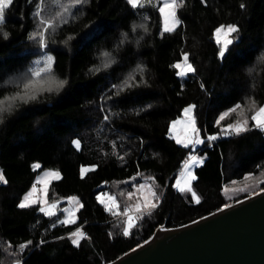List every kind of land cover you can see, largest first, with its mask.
<instances>
[{"label":"trees","instance_id":"16d2710c","mask_svg":"<svg viewBox=\"0 0 264 264\" xmlns=\"http://www.w3.org/2000/svg\"><path fill=\"white\" fill-rule=\"evenodd\" d=\"M159 7L154 0L135 8L127 0H86L76 6L71 0H14L6 10L0 25V98L20 91L31 60L43 51L53 56L49 74L67 84L28 103L16 101L0 121V173L7 181L0 182V264L18 259L106 264L158 226L185 224L249 195L229 196L230 186L260 177L257 185L264 187V129L251 120V102L264 105V0H184L176 8L181 23L171 32L163 31ZM41 20L53 26L45 28ZM229 24L239 31L221 57L215 29ZM40 32L43 47L33 35ZM105 52L114 61L108 68ZM184 54L194 71L178 76L181 69L173 65L182 64ZM130 74L133 86L123 87ZM238 103L241 109L216 123ZM189 105L204 140L193 148L177 143L174 128L170 131ZM243 119L247 131L221 134ZM209 135L217 139L209 142ZM73 140L80 141L79 148ZM192 152L203 157L189 184L199 202L175 186ZM82 167L92 170L82 176ZM48 168L57 169L60 178L49 183L47 202L70 195L81 201L74 224L40 212L41 202L18 207ZM134 176H151L160 200L124 236L126 217L106 210L97 195L113 194L124 206L128 200L120 187ZM77 227L85 237L73 245L70 233ZM28 241L21 252L19 245Z\"/></svg>","mask_w":264,"mask_h":264},{"label":"snow or ice","instance_id":"6c2138e0","mask_svg":"<svg viewBox=\"0 0 264 264\" xmlns=\"http://www.w3.org/2000/svg\"><path fill=\"white\" fill-rule=\"evenodd\" d=\"M86 2V0H71V6L80 5L82 3ZM14 3V0H0V25H2L5 22V13L6 10L11 7V5ZM127 3L131 5L132 7L140 6L139 0H127ZM163 7L160 8V12L164 15V32H171L174 31L176 26L181 23V21L176 17V8L183 5L184 0H162ZM241 7H244V5H241ZM37 15H39V12H37ZM59 15V13H58ZM63 23H67L68 21L64 20ZM42 25L45 28L52 27L51 21L48 20H41ZM143 27V25H141ZM135 30V26L134 29ZM238 27L233 24H229L227 26L221 25L215 29V35L217 39V43H221V36H223V46L219 50V55L223 57L225 55L226 48L233 43L232 39H229V37L232 34L238 33ZM7 33H4V36L7 37ZM33 35H39L40 36V44L43 47L45 44L44 40V34L43 32L40 33H34ZM30 39L32 36L29 37ZM103 55L106 57V60L103 64L104 68H108L114 61L110 58V54L105 52ZM187 54H184V64L183 67L180 63L174 64V68L181 69L176 74L178 76H184L187 75L190 72L194 71V68L190 63H187ZM261 59H264V57H261ZM53 64V57L47 56L44 61V67L38 68L35 70H32L30 75L32 78L27 79L23 85L22 90L16 91L15 93L5 96L4 98H0V121H2L3 114L6 112H10L12 108L14 107L16 101H21L23 103H28L29 101H33L37 99V96L40 93L43 92H59L61 89L65 87L67 84L66 80L59 79L55 76H48L47 79L44 80H37L35 78L40 77L42 74L50 73L51 68ZM101 69L99 67L95 68V71H100ZM137 71L142 72L143 68L138 66ZM135 80V77L133 75H129L123 82V87H132L133 81ZM39 85V87H37ZM113 87H117L114 85ZM123 90V89H121ZM252 108L254 109L253 114L251 115V120L254 122V127L264 129V105L259 106L258 108L255 107V101L251 102ZM194 106L189 105L186 107L183 111L184 114L187 116L191 113ZM242 106L238 103L233 108L228 110V113H225L219 117V119L216 121L217 124L220 123L221 120L224 119L226 115L232 112H236L238 109H241ZM105 120L108 119V116L104 117ZM180 123L179 120L172 121V128H170V131L178 124ZM248 130V120H237L235 123H230L227 125V127L221 129V134L224 135H231L236 134L239 135L242 132H245ZM217 139V135H209L207 136V140L209 142L215 141ZM177 143H183L185 147L192 145L193 147L195 145H199L204 143V140L201 139L200 130L196 127L194 118L189 117L188 121V127L185 129V136L184 139H177ZM73 144L76 146V148L80 147V141L79 140H73ZM196 163H202V159L198 158L195 155H190L188 160L185 162V169H188L190 164H196ZM38 167V166H37ZM92 169L84 168L82 167L80 169L81 175L83 176L86 172L91 171ZM189 176H191L190 173H188ZM43 178L51 179H59L60 173L58 171H48L43 173ZM247 178V177H246ZM151 179V178H149ZM191 179H195V176H191ZM0 182L6 183L5 177L2 173H0ZM37 182H40L39 180ZM176 187H179V182ZM36 185H33V190H35ZM140 189H144L145 185H140ZM247 187V186H246ZM241 191L245 189H240ZM264 191V189H261ZM181 191H187L192 192L191 187H189L186 183L184 188H181ZM227 191V189H226ZM148 192L150 196L153 198V200L158 201L159 197L157 196V193L151 188V186H148ZM32 192H29L25 195V197L19 202L18 207L23 209L30 207L32 204L37 203V201L31 199ZM132 194L129 193V197H131ZM192 198L196 202H199L198 197L196 196L195 192H192ZM75 197H69V200H75ZM97 200H100L101 203L103 201L99 196H97ZM109 200L112 201V204L110 207H106V210L112 211L116 207H118V204L116 202V199L114 196H109ZM153 200H149L148 198H145L144 203H137L134 206H126L123 210V213H119L122 217H126L123 227V235L128 236L130 235L131 230L136 227L138 220H140L145 212L150 213L152 209L157 207V203L153 202ZM56 205H51L50 208L40 207L39 211L44 213L45 215H53V212L51 211L52 208H55ZM225 208L229 207V205H224ZM63 211L67 212L68 215L65 217L64 220L59 221L61 224H74L76 221L74 219V213L70 209H64ZM135 213V214H134ZM113 215H117L115 211H113ZM70 237H72V244L78 245L80 243V239L85 237V233L82 231L81 227H77L76 230L72 233H70ZM32 242L28 241L27 243H21L19 245V250L23 252L28 245H30ZM147 243V241H145ZM139 247V245H137ZM16 264H22L21 260H17Z\"/></svg>","mask_w":264,"mask_h":264},{"label":"water","instance_id":"95a60500","mask_svg":"<svg viewBox=\"0 0 264 264\" xmlns=\"http://www.w3.org/2000/svg\"><path fill=\"white\" fill-rule=\"evenodd\" d=\"M145 241L106 264H264V191Z\"/></svg>","mask_w":264,"mask_h":264},{"label":"rangeland","instance_id":"374dc122","mask_svg":"<svg viewBox=\"0 0 264 264\" xmlns=\"http://www.w3.org/2000/svg\"><path fill=\"white\" fill-rule=\"evenodd\" d=\"M143 1L144 0H139V3H142ZM154 1H155V3H157V2L159 3V6H160L159 7V11H160V8L163 7L162 0H154ZM160 14H161V19H162V26L164 28V15L161 12H160ZM176 17H177V15H176ZM215 38H216V35H215ZM229 39H231V36L229 37ZM221 45L223 46V36H221ZM47 56H52V54L50 52H48V51H43L42 53L36 55L31 60V63L29 65L28 72H27L29 77H26L25 80H27L29 78H32L31 75H30L32 70L44 67V61H45ZM183 64H184V62L181 64L182 67H183ZM48 76H51V75L49 73L42 74L40 77L35 78V79L44 80V79H47ZM23 83L21 85H19V90H22ZM37 87H39V85H37ZM189 117L193 118L192 111L187 116L184 114V111H183L182 116L177 119V120L180 121V123H178L174 127V130H175L174 131V138L176 140L177 139H181V140L184 139L185 129H186V127H188ZM225 127H227V125ZM201 139H202V137H201ZM190 146H191V148H193L192 145H190ZM191 155H195L198 158H201L203 160V157L198 155V154H196V152H192ZM185 162L183 163V165H182L183 167L181 168V170H180V172H179V174L177 176V179H176V184L179 182V187H185L186 183L189 186L190 180H191V176L193 175V168H194V166L196 164H199V163L190 164L188 169H185V167H184ZM34 165L37 166L38 163L34 162ZM48 171H58V170L54 169V168H48V169L42 170L38 174V176L36 177V180L34 182V184L36 185L35 190H33V185H34L33 184L32 187L29 189V191L26 194H28L29 192H32L31 199L35 200L37 202H41L42 203L41 207L50 208L51 205L55 204L56 207L52 208L51 211L53 212V214H59L61 220H64L65 217L68 215L67 212L63 211L64 209H70L75 214L74 215V219H76L77 211H78V209L81 206V201H80V199H79V197L77 195H70L69 196V197H75L76 198L75 200H69V197H67L66 200H57V201H53V202H49V203L47 202V199H46L47 188H48L49 183L53 179L49 180L48 178H43V179H41V178L43 177V173L44 172H48ZM188 173H190L191 176H189ZM149 178H151V179H149ZM38 180L40 182H37ZM258 180H260V177L252 178V179H250V180H248V181H246L244 183H241L239 185L230 186V187L226 188L227 189L226 192L228 193L229 196H236V195L241 194L243 192H248L249 195H251V194H253V193H255V192H257V191H259L261 189H264V187H262V188L258 187V185H257L258 184L257 183ZM140 185H145L146 187L144 189H140V187H139ZM148 186H151V188L157 193V196L159 197V200H160V195H159L158 191L155 189V186H154V183H153V180H152L151 176H142L140 180H138L134 176V177H130L128 180H125L123 182L122 187H120V191L123 193V195L126 196V200H128V201H126L124 206L121 207L119 202L116 200V202L118 204V207L113 209L112 212L115 211L117 214L123 213V210H124V208L126 206H134L138 202L143 204L145 198H148L149 200H153V198L150 196V194L148 192ZM240 189H245V190L241 191ZM129 193L132 194L131 197H129ZM25 195H24V197H25ZM97 196H99L101 198V200L103 201L102 204L105 206V208L111 206L112 201L109 200V196H114L113 194H110L108 192H101ZM159 200L158 201L153 200V202L157 203V205H158ZM229 204H231V203H229ZM161 226H163V225H161ZM158 227H160V226H158Z\"/></svg>","mask_w":264,"mask_h":264},{"label":"bare ground","instance_id":"6f19581e","mask_svg":"<svg viewBox=\"0 0 264 264\" xmlns=\"http://www.w3.org/2000/svg\"><path fill=\"white\" fill-rule=\"evenodd\" d=\"M161 227H162V230H163L164 232L177 231V230H173V229H166V228H164L163 226L158 227V228L156 229V231H158ZM156 231H155V232H156ZM154 234H155V233H154ZM154 234H153L152 237L147 241V243H145L144 245L148 244L151 240H153V236H154Z\"/></svg>","mask_w":264,"mask_h":264}]
</instances>
